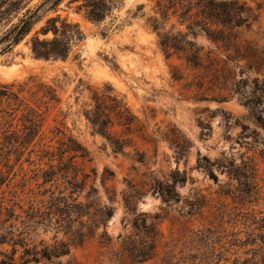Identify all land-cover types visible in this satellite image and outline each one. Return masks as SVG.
Instances as JSON below:
<instances>
[{
  "label": "rangeland",
  "instance_id": "374dc122",
  "mask_svg": "<svg viewBox=\"0 0 264 264\" xmlns=\"http://www.w3.org/2000/svg\"><path fill=\"white\" fill-rule=\"evenodd\" d=\"M39 1L26 2L34 7ZM240 1L247 2L259 19L252 20L251 28L239 30L231 52L200 29L196 38L190 35L203 49V65L198 68L184 55L167 58L163 52L149 22L155 15L154 0H125L99 23L77 12L76 4L68 6L66 0L58 13L78 23L85 34L67 60H39L31 53L29 40L56 15L53 11L11 52L0 54V86L13 84L18 92L21 85L28 84L29 89L43 82L53 86L60 98L47 107L26 90L18 92L20 99L5 100L0 106V175L4 180L0 198L5 197L8 204L18 190L28 200L29 190L49 187L40 188L38 182L51 164L59 165L62 143H70L71 138L89 152V158L77 159L82 172L91 175L89 184L96 182L107 203L110 195L117 194L106 228L112 245L101 243L105 230L101 225L94 237L73 246L70 255L30 264H264V129L247 118L248 109L237 96L230 97L229 89L242 78L264 82V0ZM143 4L145 8L139 9ZM0 8L15 10L8 0H0ZM23 12L13 11L10 19L0 16V35ZM173 24L187 31V24L180 25L175 18L167 29ZM211 60H216L213 67ZM223 66L227 76L216 77L214 71ZM176 74L182 79L175 80ZM225 82L227 89H223ZM106 84L126 100L138 119L131 132L117 124L111 129L113 136L127 141L124 152H114L85 116L92 90ZM222 95L229 99L219 100ZM27 104L41 105L44 117L42 131L33 141L24 138ZM178 137L188 144L181 159L176 144L172 145ZM46 151H55L54 159L45 156ZM203 157L215 163L217 179L199 165H209ZM220 164L226 167L219 168ZM177 170L186 173V183L178 186V202H166L152 189L153 178L169 180ZM105 175L111 179L103 185ZM128 182L144 192L129 208L124 201ZM24 183L27 187L22 192ZM149 198H155L152 207L145 203ZM143 212L160 216L157 248L154 257L135 262L124 250V240L134 235L135 219ZM54 233L41 230L40 239L52 242ZM4 249L11 250V246Z\"/></svg>",
  "mask_w": 264,
  "mask_h": 264
},
{
  "label": "trees",
  "instance_id": "16d2710c",
  "mask_svg": "<svg viewBox=\"0 0 264 264\" xmlns=\"http://www.w3.org/2000/svg\"><path fill=\"white\" fill-rule=\"evenodd\" d=\"M8 1L15 10L0 8L1 17L10 19L13 11H17V14L23 10L25 12L21 17L19 16L17 23L12 24L0 35V54L11 52L34 31L50 11L55 12L56 15L49 17L29 40L34 58L67 60L75 46L85 39V34L78 23L58 13L60 6L66 0H40L34 7H30V2H26L27 0ZM124 2L125 0H68L67 4L68 6L76 4L77 12H82L88 19L99 23L112 16ZM154 2L152 10L155 15L149 19V22L158 35L163 52L167 58L184 55L186 61L196 68L203 65V49L190 38V35L196 38L200 29L213 42L222 44L225 52H231L239 39V30L244 26L251 28L252 20L257 21L260 17L247 2L240 0H154ZM144 8V4L139 7V9ZM173 18L177 19L180 25L187 24V31L178 28L177 24L167 29V24ZM215 63L216 60H211L212 67ZM226 73L227 68L224 66L214 71L216 77H225ZM173 78L182 79L178 74ZM32 81L35 82L36 79L32 78ZM224 85L223 89H227L226 82ZM27 86L28 84L21 85L18 92L22 93L26 90L31 92L47 107L60 101L57 90L51 85L35 82L29 89ZM14 87L13 84L0 86V106L5 100L20 99ZM34 88L36 89L33 90ZM229 89L230 97L237 96L248 109L247 118L264 129V82L254 80L250 83L248 79L242 78L234 80ZM91 99V107L85 111V116L94 131L107 138L114 152H124L127 141L113 136L111 129L117 124L125 127L127 132H131L137 123V117L112 85L106 84L101 89L92 90ZM227 99L229 97L225 95L219 98L221 101ZM21 103L24 101L21 100ZM40 107L41 105L38 107L26 105L24 138L29 141H33L42 131L44 117ZM7 113L9 116L12 115ZM255 135L259 134L255 132ZM182 138L178 137L172 144H176L179 159L188 151V144L185 145V142L181 141ZM59 154V165L51 164V170L44 171L43 181L38 182L40 188L47 185L49 187L37 192L29 190L31 196L28 200L23 198L18 190L13 192L16 199H9L8 204L5 197L0 198V264H30L60 260L63 256L71 254L73 246L82 245L88 238L94 237L97 228L101 225L105 229L100 236L101 243L112 245V237L106 228L115 212L112 203L116 200L117 194L110 195L111 204L107 203L103 200L96 182L89 184L91 175L82 172V168L78 167L77 163L78 158L84 160L89 158V152L82 144L71 138L70 143H62ZM47 155L52 160L55 151H46L45 156ZM202 159L209 162V165L201 162L199 165L205 166L211 176L217 179L214 172L215 163H210L206 157ZM218 167L226 166L220 164ZM110 179V176L105 175L102 179L103 185ZM153 179L152 189L156 194L166 202L172 200L178 202L180 200L178 186L186 183L187 175L177 170L172 173L169 180ZM3 183L4 180L0 175V186ZM128 183L129 192L124 193L127 208L139 200L144 193ZM26 187L27 183L21 185L22 192ZM159 219V215L153 217L146 212L135 219L134 235L124 240V250L133 261L144 262L155 256ZM41 230L44 233L55 231L52 242L40 239ZM61 234L66 238L60 237ZM5 246H11V250L4 249Z\"/></svg>",
  "mask_w": 264,
  "mask_h": 264
},
{
  "label": "water",
  "instance_id": "95a60500",
  "mask_svg": "<svg viewBox=\"0 0 264 264\" xmlns=\"http://www.w3.org/2000/svg\"><path fill=\"white\" fill-rule=\"evenodd\" d=\"M147 205H150L151 207L154 206L155 198H149L145 202Z\"/></svg>",
  "mask_w": 264,
  "mask_h": 264
}]
</instances>
